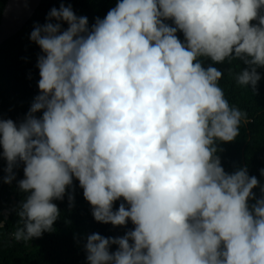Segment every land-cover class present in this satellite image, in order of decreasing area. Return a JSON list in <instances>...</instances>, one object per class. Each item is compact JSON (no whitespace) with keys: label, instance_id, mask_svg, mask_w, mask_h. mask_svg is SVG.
<instances>
[{"label":"clouds","instance_id":"9594fccd","mask_svg":"<svg viewBox=\"0 0 264 264\" xmlns=\"http://www.w3.org/2000/svg\"><path fill=\"white\" fill-rule=\"evenodd\" d=\"M29 39L38 94L22 119H0L3 182L23 165L27 194L16 240L52 231L76 180L96 222L134 226L87 235V264H264V185L226 172L217 147L247 113L212 66L239 61L236 84L255 88L264 0H116L91 25L61 3Z\"/></svg>","mask_w":264,"mask_h":264},{"label":"trees","instance_id":"16d2710c","mask_svg":"<svg viewBox=\"0 0 264 264\" xmlns=\"http://www.w3.org/2000/svg\"><path fill=\"white\" fill-rule=\"evenodd\" d=\"M6 0H0V17ZM61 3L72 5L78 16H86L89 25L95 17L103 18L116 0H41V3L12 37L0 45V119L20 120L27 113L33 98L38 94L37 81L39 70L36 68L37 56L41 50L29 39L34 25L45 23L47 13ZM67 27V25H63ZM183 40L182 33H177ZM212 63L204 60V65ZM222 71L220 87L229 104L247 113V123L242 122L240 136L232 142H218L217 147L221 164L226 172L246 167L250 176H256L264 185V69H258L261 80L253 89L251 86L238 85L235 74L241 67L239 61H225L213 64ZM40 115V114H37ZM5 162L0 158V264H87L84 250L85 238L92 233L105 237L122 236L134 226H112L96 222L91 214L90 204L83 198L78 181H73L69 189L74 197L69 203L66 193L62 201H53L60 209V217L53 230L44 232L30 241L16 240L14 233L22 226L18 223L17 209L26 193L19 191L17 181L23 178V165L15 169L16 180L11 184L3 182ZM259 196V188L253 189ZM120 201L115 202L118 207ZM8 210L5 219L3 211ZM115 245L111 250H115Z\"/></svg>","mask_w":264,"mask_h":264},{"label":"water","instance_id":"95a60500","mask_svg":"<svg viewBox=\"0 0 264 264\" xmlns=\"http://www.w3.org/2000/svg\"><path fill=\"white\" fill-rule=\"evenodd\" d=\"M40 3L41 0H6L0 17V45L23 27ZM7 214L8 210H4L5 219Z\"/></svg>","mask_w":264,"mask_h":264}]
</instances>
